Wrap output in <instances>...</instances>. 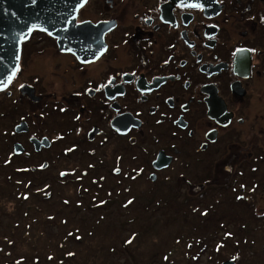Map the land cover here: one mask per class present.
<instances>
[{
  "label": "flooded vegetation",
  "instance_id": "1",
  "mask_svg": "<svg viewBox=\"0 0 264 264\" xmlns=\"http://www.w3.org/2000/svg\"><path fill=\"white\" fill-rule=\"evenodd\" d=\"M192 2L203 10L87 0L75 21L103 33L85 44L33 31L0 91V183L68 196L82 181L108 185V170L114 182L110 166L135 181L142 158L149 180L168 171L163 180L194 193L231 192L236 177L261 186L252 174L264 161V0ZM159 151L168 164L156 169Z\"/></svg>",
  "mask_w": 264,
  "mask_h": 264
},
{
  "label": "rangeland",
  "instance_id": "2",
  "mask_svg": "<svg viewBox=\"0 0 264 264\" xmlns=\"http://www.w3.org/2000/svg\"><path fill=\"white\" fill-rule=\"evenodd\" d=\"M138 166L135 181L128 167L110 166L120 172L114 182L108 170V185L82 181L68 196L0 183V264H220L233 256L235 264H264V161L252 174L261 186L251 191L236 177L231 192L211 185L194 193L175 177L163 180L168 171L149 180L142 158Z\"/></svg>",
  "mask_w": 264,
  "mask_h": 264
},
{
  "label": "water",
  "instance_id": "3",
  "mask_svg": "<svg viewBox=\"0 0 264 264\" xmlns=\"http://www.w3.org/2000/svg\"><path fill=\"white\" fill-rule=\"evenodd\" d=\"M81 3L82 0H0V79L6 77L5 69L11 71L18 66L20 45L33 31L43 32L59 41L84 38L77 42L85 44L89 38L99 40L103 33L100 25L69 22L72 17L76 18ZM167 162L168 157L159 151L153 164L160 169ZM220 264L235 262L225 260Z\"/></svg>",
  "mask_w": 264,
  "mask_h": 264
},
{
  "label": "snow or ice",
  "instance_id": "4",
  "mask_svg": "<svg viewBox=\"0 0 264 264\" xmlns=\"http://www.w3.org/2000/svg\"><path fill=\"white\" fill-rule=\"evenodd\" d=\"M216 2H221V0H216ZM87 3V0H82V3L80 4V7H83V5ZM177 7L179 8H189V9H196V10H203V4L199 3V2H192V3H185V0H179V4L177 5ZM262 20H264V17H261ZM75 20V17H72V20L69 21L70 23L73 22ZM31 30V29H30ZM46 31V29H45ZM49 35H51V33H49ZM105 51L107 50L106 48L104 49ZM237 51H244L243 49H237ZM247 51L249 52H255L256 50L255 49H248ZM101 55H103V53H101ZM17 59H19V57H17ZM97 59H99V57H97ZM94 62V61H93ZM19 66H14L13 69L11 71L5 69V72L7 73L6 74V77L4 79H0V91L6 89L8 87V85L12 82V80L14 79V77L16 76V73L19 71ZM114 77H110L109 80H108V84H111L113 83L114 81ZM106 85L104 84H101L100 87H105ZM20 87H24V85H20ZM97 91H99V89H97ZM77 119H79V117H77ZM71 150V149H70ZM6 163H8V161H6ZM43 167V165L41 166ZM229 171L231 169H228ZM68 173H64L62 172L61 173V176H64V175H67ZM245 186L244 185H241V188H244ZM255 188L256 186H254L251 191H255ZM28 197L27 196H24V199H27ZM237 200H242L244 199V197L242 196H237L236 197ZM65 203H68V201H65ZM129 204L132 203V201H129L128 202ZM204 215H207V213H203ZM49 219H52V217H49ZM69 235H72V233H69ZM225 237H230L232 234L231 233H225L224 234ZM77 239H80V237H77ZM126 243H131V240L129 241H126ZM223 247V244H218L217 245V251H219L221 248ZM69 256H73L75 255L74 253H71L69 252L68 253ZM49 259L51 260L52 257H49ZM165 259H167V257H165ZM193 259H197V257H193ZM232 260L233 261H236L238 260V257L236 256H233L232 257ZM17 264H20V261H17Z\"/></svg>",
  "mask_w": 264,
  "mask_h": 264
}]
</instances>
